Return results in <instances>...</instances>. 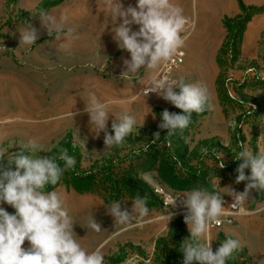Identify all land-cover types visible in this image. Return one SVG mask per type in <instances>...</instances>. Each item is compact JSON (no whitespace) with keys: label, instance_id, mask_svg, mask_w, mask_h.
Masks as SVG:
<instances>
[{"label":"rangeland","instance_id":"rangeland-1","mask_svg":"<svg viewBox=\"0 0 264 264\" xmlns=\"http://www.w3.org/2000/svg\"><path fill=\"white\" fill-rule=\"evenodd\" d=\"M40 1L0 3V150L10 156L20 151L19 145L35 139L48 149L37 153L44 156L63 140H71L81 155V172L92 167L105 169L92 193L73 191L67 178L61 179L55 189L63 194L76 221L74 231L81 246L89 252L101 249L105 264H183L180 247L191 238L188 225L179 227L183 215H173L168 222L170 212L154 189L161 187L179 194L193 188L213 191L215 187L222 193L224 210L230 189L244 190L246 182H235L236 169L242 162L235 160V154L242 145L254 154L264 152V15L251 19L240 44H232L231 40L237 29L223 34L213 28L215 34H221L219 39L224 38L218 55H188V43L199 40L204 33L202 21L193 30L195 10L188 0H172L183 8L189 23L181 33L185 46L178 51L183 53L184 61L173 70L171 79L183 77L186 83H206L213 108L199 115L193 113L192 122L183 132L166 138L167 130L159 128L162 112L182 110L157 94H142L151 80V70L142 68L135 78L122 75L126 71L123 61L131 57L113 39V28L120 21L113 24L105 12L104 0H65L47 11L57 18L68 15L69 26L76 27L79 37L75 40L65 36L56 40L55 34H47L35 9ZM49 2L44 1V5ZM120 2L125 7L124 0ZM24 21L39 32L31 46L20 45ZM210 21L212 25L214 19ZM164 63L155 70L156 75H160ZM137 81L142 83L135 91ZM89 91L108 104V124L124 112L133 114L135 110L131 107L133 101L119 97L120 92L140 99L138 111L144 122L136 123V130L122 146L106 148L104 134L97 137L92 131L90 117L83 111ZM152 98H158L162 109L148 123L144 112L148 115ZM157 132L159 139L155 137ZM143 174L151 182L142 180ZM245 174L250 175V169H245ZM116 188L122 191L117 194ZM137 192L148 196L149 215L134 218L129 226L116 225L106 206L119 200L122 209L131 210ZM251 198L233 226L209 228L201 240L211 242L214 251L229 237L239 240L241 249L228 264H264V192L252 190ZM3 207L10 214L15 212L6 203ZM91 214L102 232L87 227ZM22 247H29V242L26 240Z\"/></svg>","mask_w":264,"mask_h":264},{"label":"clouds","instance_id":"clouds-1","mask_svg":"<svg viewBox=\"0 0 264 264\" xmlns=\"http://www.w3.org/2000/svg\"><path fill=\"white\" fill-rule=\"evenodd\" d=\"M104 6L114 25L120 21L113 28L114 41L118 48L130 53L131 58L123 61L126 71L122 75L135 78L142 68L151 70L153 74L145 94L156 93L182 110V113L167 109L162 112L159 128L167 130L166 138L183 132L192 122L193 113L199 115L212 110V97L206 83H186L183 77L170 79L168 75L161 77L155 74L163 62L171 61L185 46L181 33L189 21L183 15L182 7L172 0H136L134 7L129 5L127 8L120 0H104ZM39 18L47 34H55L56 40H61L62 36L73 40L79 38L76 27L69 26L67 14L57 18L41 9ZM24 23L20 45L31 46L39 38V32L28 21ZM133 24L139 26L138 31L132 30ZM192 28L195 29L194 23ZM88 95L83 111L90 117L92 131L97 137L104 134L106 148L122 146L136 130L135 116L124 112L119 119L112 120L109 131L108 104L101 102L95 92L89 91ZM155 137L159 139L160 133H155ZM19 146L20 151L10 156L0 150V264H105L101 249L89 252L78 242L74 231L76 221L66 207L63 194L55 190L46 191L49 185H57L66 171L75 169V157L58 144V155H37L48 149L35 139ZM241 148L234 156L235 160L242 161L236 169L235 182L246 184L242 192L229 188L233 208L243 207L252 199V190L264 192V152L254 154L243 145ZM224 166L221 162L220 167ZM245 169H250L251 174L246 175ZM140 178L151 182L146 174ZM180 197H183L182 203L187 208L184 221L191 235L180 247L184 255L183 264H228L241 249L239 240L229 237L215 251L211 242H201L209 225L221 222L220 217L224 213L222 193L215 187L213 191L193 188L169 195L167 206H175ZM148 199L146 194L137 192L131 200V210L122 209L121 202L114 200L106 206L107 213L114 218L116 225L129 226L134 218L143 219L149 215ZM5 203L15 212L10 214L3 207ZM172 217L170 212L166 217L168 222ZM87 227L96 233L102 232L101 225L92 214ZM26 240L29 247L24 248L22 245Z\"/></svg>","mask_w":264,"mask_h":264},{"label":"crops","instance_id":"crops-1","mask_svg":"<svg viewBox=\"0 0 264 264\" xmlns=\"http://www.w3.org/2000/svg\"><path fill=\"white\" fill-rule=\"evenodd\" d=\"M4 0H0V3ZM44 1L48 0H41L36 5V11H39L42 9V6L44 4ZM51 1H58V3L51 8L46 9L45 11H49L53 8H57L63 4L65 0H51ZM216 1V2H215ZM125 2V8H127L129 5L135 6L136 0H124ZM189 6H191V9L195 10V18H194V24L197 25L198 21H202V27L204 28L203 35L200 36L199 40L192 39L188 44V55H218L220 48L223 44L224 38H220L219 34H215L213 31L214 29H217L219 33L225 32L223 21L224 19L228 18H235L240 14L239 11V2H241L244 6L250 7V8H261L264 7V0H227L225 4V0H188ZM215 2V7L210 8V4ZM44 10V9H43ZM198 13H200V17L198 16ZM261 15H264L262 13ZM258 15V16H261ZM256 16V17H258ZM203 18V19H202ZM210 18L214 19V23L211 25ZM136 28H139L138 25H131ZM201 45V47H200ZM141 81L136 82V86L134 87L135 91L139 88V85L141 84ZM131 93L128 94V92H120L119 97H125L133 101L131 104V107L134 106L135 110H133V116L136 118V122L138 124H141L144 122V118L142 117L141 113H139L138 108L140 107V99H137V96H134L135 94ZM129 96V97H128ZM113 97V96H112ZM158 98H152L149 100V108H148V115H146V112H144V116L146 118V122L152 123L154 118V111L156 109H162V104L158 103ZM153 105H155L153 107ZM130 107V108H131ZM153 107V108H152ZM109 129L111 127V122L108 124Z\"/></svg>","mask_w":264,"mask_h":264},{"label":"trees","instance_id":"trees-1","mask_svg":"<svg viewBox=\"0 0 264 264\" xmlns=\"http://www.w3.org/2000/svg\"><path fill=\"white\" fill-rule=\"evenodd\" d=\"M49 1H50L49 3H46L45 5L43 4L42 9L46 10L58 3V1H51V0ZM239 11H240V14L237 17L233 19L226 18L223 21L224 29L227 30L228 33L231 31H235L237 29V35H234L231 38L232 44H235V45H238L241 43L242 33H244V30L247 24L251 21V19L264 13V7L250 8V7L244 6L241 2H239ZM232 24L234 25V27L231 26ZM158 110L160 109H156L154 111V114ZM109 131H111V127ZM58 145L59 147L67 148L69 155L75 157V160H76L75 169L66 171L61 177V179H64V178L69 179V182H66V183H68L70 188L77 193H92L93 188L96 185L95 183L97 182L99 177H102L101 172L103 171L105 172V169H100L97 171L95 168L92 167L86 173L81 172L80 170L81 155H80L78 148L74 146L71 140H68L65 142L63 140V142H61ZM46 155H50V156L58 155V148L56 146L53 147L52 150ZM60 181L55 186L49 185L46 188V191H52L58 188ZM120 191H122V189L116 188L117 194ZM183 224H185V221H182L179 227H181Z\"/></svg>","mask_w":264,"mask_h":264},{"label":"built area","instance_id":"built-area-1","mask_svg":"<svg viewBox=\"0 0 264 264\" xmlns=\"http://www.w3.org/2000/svg\"><path fill=\"white\" fill-rule=\"evenodd\" d=\"M183 61H184L183 53L177 52L171 61L165 62L163 64V67L161 69V73L159 76L162 77L163 75H168L171 79L173 70L180 67L183 64ZM145 92H146V88L142 91L143 95L151 96V95L156 94V93H148L146 95ZM154 193L161 201L163 207L167 209L169 212L173 213V215L185 216L187 214V208L182 203L183 197H180L177 199L175 206H172V205L167 206L166 201L168 200V196L174 193L168 192L161 187H155ZM232 203H234V201H233V198L230 197L227 203V208L226 210H224L223 215L220 217L221 222L219 224L212 222L209 225V228L220 229L225 226H233V224L236 222V219L239 216H241L243 207L233 208L231 206Z\"/></svg>","mask_w":264,"mask_h":264}]
</instances>
